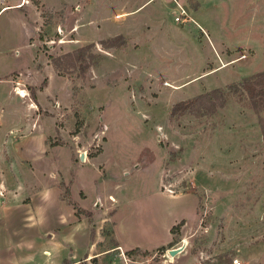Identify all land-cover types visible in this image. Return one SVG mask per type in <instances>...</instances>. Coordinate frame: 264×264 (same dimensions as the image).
Here are the masks:
<instances>
[{"label":"rangeland","instance_id":"rangeland-1","mask_svg":"<svg viewBox=\"0 0 264 264\" xmlns=\"http://www.w3.org/2000/svg\"><path fill=\"white\" fill-rule=\"evenodd\" d=\"M1 8L0 122L11 123L9 106L22 89L24 96L16 94L33 104L46 143L60 145L56 163L64 179L71 176V196L78 188L89 198L123 187L127 199L115 216L129 232L140 228L148 245L87 258L58 239L47 246L48 264L75 255L67 264H229L232 257L264 264V105L252 108L244 91L227 86L264 70V0H0ZM215 87L224 93L221 105L213 92L169 114L174 101ZM7 129L0 126V139ZM67 149L78 161L73 169ZM99 151L98 171L78 160ZM53 173L71 202L67 180ZM0 174L8 180H0V200L50 183L41 171L4 167ZM5 209L0 264H36L9 246L11 227L29 224L7 219ZM57 209L64 217L66 206L50 210ZM80 209L89 237L96 227L102 235L96 247H113L109 209Z\"/></svg>","mask_w":264,"mask_h":264},{"label":"crops","instance_id":"crops-1","mask_svg":"<svg viewBox=\"0 0 264 264\" xmlns=\"http://www.w3.org/2000/svg\"><path fill=\"white\" fill-rule=\"evenodd\" d=\"M2 8L0 9V11L2 10ZM16 93L13 94L14 99L12 101V104H10L9 106V110L12 113V116L9 118L11 123L7 125L4 119H2V122H0V126H8L6 133H4V136H2L0 139V170L1 168L9 167L13 168L16 171L22 170L24 172L30 171L32 173L35 171H41L42 174L46 172L47 176L50 178V183H47V185H44L40 188L37 187V189H35L36 186H34L33 190L30 192V194L34 195H27L22 198L16 197L15 193H12L11 196H8L6 194L4 198L0 200V206H4V208L5 206H7L9 208L8 210L5 209L3 212V215H5L7 219L24 220L29 224L28 228H24L21 226H12L9 232H7L9 246H14L19 251L24 250L20 254L16 255L17 257H19V260L25 262L34 261L36 264H48L47 246L50 242L59 244L58 239L63 241L61 244H59L62 247H64L65 244H67V246L77 244V249L81 250L80 254H87V258L102 255L103 253H105L104 251L113 248L118 249V247L121 251L129 250L132 248H147L148 245L146 244V239L140 233V228L136 227L132 230L130 229V233L121 221V217L115 216V211L118 208L119 202L121 200L124 201L127 199L125 197H122L120 194L123 191V187L120 190H108L101 197L96 194L90 196L89 198L83 188H78V195L76 197H73L71 196L69 190L71 176H68V178L65 179L68 182V199L71 202L65 200V198L60 195V186L58 184V181H56L55 175L53 173L54 170H56L57 172H60V175L63 178L60 167L58 166V163H56V161L58 160L56 151H59L60 145L54 144L49 146L46 143V133L44 132L43 127L39 125L40 116L35 113L34 109L32 108L33 104L31 105L26 100H22L19 97L20 95L17 93L19 95L18 96ZM2 110L5 109L0 106V112ZM10 130L12 131L10 132ZM6 134H8L9 136L7 137ZM33 139H35L34 142H38V147L36 148L31 145ZM101 151L96 153V155L90 157H88L84 153L83 155L80 154V158H78V160L80 162H89L93 164L97 170L98 167L96 166L97 161H95V158L101 153ZM67 160L72 169L73 165L78 164V161L71 162L69 149H67ZM122 168L123 167H121V171ZM49 173H52L53 175L51 176V174ZM0 180L3 184L7 185V178H3L1 174ZM9 181H12V184H16L17 188L21 187V184L19 181H17V179ZM26 184L28 188L32 187L31 182H27ZM50 186H52V191L47 193L52 192V196L49 197L45 194H47L46 190ZM118 187L119 183H115L113 185L114 189ZM108 197H112V200ZM86 199H88L87 201L89 203L88 205L83 206L81 201ZM7 203L11 204L15 210L11 208V205L8 206L9 204ZM96 203L103 205L104 209H109L106 219L107 223H109L110 225L108 237L112 239L113 247H96L98 239H102V235L99 232V229L96 227L92 232L90 231L91 233L89 237V229L87 227L86 220L81 217L78 218V215L75 213V207H73L72 205L74 204L76 207L91 210L97 206ZM58 204H62L64 206V209L66 206L64 217L60 218L58 209L56 212L50 210L52 205H55L57 208ZM109 206L110 208H108ZM181 218L184 217H180L179 219ZM179 219H174L169 227ZM53 228L57 229L56 233H52ZM81 229H84L85 231L84 234H82V239L79 238V232L82 233ZM76 231H78V234L76 233ZM52 234H54L53 238H51ZM76 234L77 240L74 239ZM56 236H58L57 240H54ZM168 239L166 241H168ZM69 258H73V261H76L79 258V255L64 257L63 261L59 264H65L64 260L66 259L67 261V259ZM39 259L40 263H38Z\"/></svg>","mask_w":264,"mask_h":264},{"label":"trees","instance_id":"trees-1","mask_svg":"<svg viewBox=\"0 0 264 264\" xmlns=\"http://www.w3.org/2000/svg\"><path fill=\"white\" fill-rule=\"evenodd\" d=\"M114 37H115V35H113L108 40H111ZM110 45H112V44H110ZM113 45H116V44H113ZM227 86L231 90L229 92H237L238 90L244 91L246 93V95L250 98L249 101H250V106L252 108L258 109L259 107L264 105V70L256 72V73H253L250 76L243 77L238 82L231 83V84H229ZM213 92H216L218 94V97H219V101H218L217 105H221L224 102V93L222 92L221 89L215 87V88H212L209 91L193 95V96H191L189 98L179 99L177 101H174L171 104V107L169 109V114L173 115L176 112H180V111H182L184 109H187L189 106H191V105L193 106L195 101H197L199 99H204L205 96H209V99H211L212 97H211L210 94L213 93ZM214 106L215 105H213V107ZM262 138H263V141H264V125L262 127ZM75 210H76L75 213L77 215L80 212H82L79 207H77V209H75ZM179 222L180 221L172 224L169 227V231L172 229L173 226H175ZM64 261H65V264L68 263V261H66V259Z\"/></svg>","mask_w":264,"mask_h":264},{"label":"built area","instance_id":"built-area-1","mask_svg":"<svg viewBox=\"0 0 264 264\" xmlns=\"http://www.w3.org/2000/svg\"><path fill=\"white\" fill-rule=\"evenodd\" d=\"M183 9H182V12L181 13H183ZM177 18L179 17L178 15L176 16ZM118 249L120 250V248L118 247ZM121 251V250H120ZM229 264H241L240 263V260L237 258V257H232L231 258V262L229 263Z\"/></svg>","mask_w":264,"mask_h":264},{"label":"bare ground","instance_id":"bare-ground-1","mask_svg":"<svg viewBox=\"0 0 264 264\" xmlns=\"http://www.w3.org/2000/svg\"><path fill=\"white\" fill-rule=\"evenodd\" d=\"M17 92H18V94H19L20 96H24V95H25V92H24L23 90H19V91H17ZM179 247H180L179 250L176 251L175 253L179 252V251L182 249L183 245H182V246H179ZM167 252H168V251H167ZM168 254H169L170 256H173V255H171L169 252H168Z\"/></svg>","mask_w":264,"mask_h":264},{"label":"water","instance_id":"water-1","mask_svg":"<svg viewBox=\"0 0 264 264\" xmlns=\"http://www.w3.org/2000/svg\"><path fill=\"white\" fill-rule=\"evenodd\" d=\"M180 247H171L169 248L167 251L170 253V254H174L176 251L179 250Z\"/></svg>","mask_w":264,"mask_h":264}]
</instances>
